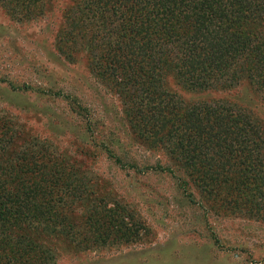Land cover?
Here are the masks:
<instances>
[{"label":"trees","instance_id":"16d2710c","mask_svg":"<svg viewBox=\"0 0 264 264\" xmlns=\"http://www.w3.org/2000/svg\"><path fill=\"white\" fill-rule=\"evenodd\" d=\"M68 1L53 49L66 62L85 56L88 73L116 96L130 142L162 149L182 180L198 178L212 209L264 219V115L258 108L264 104V0ZM47 2L0 5L13 18L29 19ZM170 78L196 92L241 84L249 91L245 101L187 102L167 85ZM42 92L65 97L50 88ZM96 124L85 118L83 135L88 131L89 143L119 162L123 144ZM19 135L0 119V264H53L55 254L42 241L52 235L80 248L134 238L137 225L122 206L99 211L90 204L76 163L69 167L49 143ZM126 159L141 170L133 156ZM141 167L172 171L160 162ZM70 202H82L87 212L79 223L66 213Z\"/></svg>","mask_w":264,"mask_h":264},{"label":"rangeland","instance_id":"374dc122","mask_svg":"<svg viewBox=\"0 0 264 264\" xmlns=\"http://www.w3.org/2000/svg\"><path fill=\"white\" fill-rule=\"evenodd\" d=\"M68 3L48 0L37 17L29 19L13 18L0 5V119L20 132L18 139L49 143L48 149L65 159V165L76 163L86 181L79 189L90 204L99 211L122 206L138 231L128 242L106 239L103 245L86 248L59 235L42 238L55 254L53 264H264V219L244 211L228 216L226 206L224 211L212 209L198 178L188 175L182 180L162 149L130 142L116 96L88 73L85 56L66 62L54 51L53 33ZM167 85L187 102L245 101L249 91L241 84L228 91L196 92L174 78L167 79ZM46 88L65 97H46ZM75 102L82 107L80 113ZM85 118L97 122L96 130L113 132L123 144L126 154L119 155V162L89 143L91 134L82 132ZM127 156L134 157L140 171L126 163ZM155 162L170 166L171 173L141 167ZM82 204L70 202L66 213L71 220L79 223L87 214Z\"/></svg>","mask_w":264,"mask_h":264}]
</instances>
